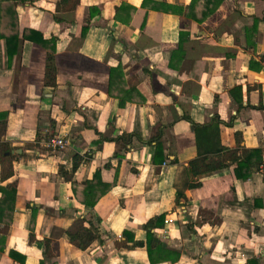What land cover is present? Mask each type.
Returning a JSON list of instances; mask_svg holds the SVG:
<instances>
[{
	"label": "crops",
	"instance_id": "obj_1",
	"mask_svg": "<svg viewBox=\"0 0 264 264\" xmlns=\"http://www.w3.org/2000/svg\"><path fill=\"white\" fill-rule=\"evenodd\" d=\"M58 1L16 6L20 33L55 39V87L43 47L20 36L9 63L0 39L1 139L17 155L0 179L16 183L0 264H264V0H222L206 17L217 0ZM50 134L67 145L47 148ZM245 149L260 150L257 170L255 153L226 159L189 187L191 160ZM61 167L109 188L86 207ZM76 217L99 232L85 249L66 233Z\"/></svg>",
	"mask_w": 264,
	"mask_h": 264
},
{
	"label": "trees",
	"instance_id": "obj_2",
	"mask_svg": "<svg viewBox=\"0 0 264 264\" xmlns=\"http://www.w3.org/2000/svg\"><path fill=\"white\" fill-rule=\"evenodd\" d=\"M36 0H0V39H5L7 45V54L9 63L12 61L18 45L21 39H28L43 47L46 50L45 57V69H44V85L45 86H56V63H55V39L46 38L42 33L25 28L20 33L19 24H18V14L16 6L18 3H29L32 4ZM79 0H59L56 3V11H65L72 10L76 7ZM197 0H193L192 6L194 7ZM222 0H217L213 7L208 10L203 17L208 16L212 13ZM190 6V7H192ZM116 69H113L115 71ZM7 121V113H0V179L2 181L7 180L14 175V161L17 158L16 154H13V149L9 145L7 140H2V132ZM134 134L133 133H122L118 138L124 139L126 142H129ZM160 134H157L151 141L156 142V152L154 155L155 162H161L163 160L161 142L159 141ZM226 150V149H225ZM231 152V151H228ZM252 153H255L256 158L252 162V171L257 170L259 165L262 164V159L258 154L260 150H243L241 156L234 154L223 156V158H209L206 155L198 156L195 159L191 160L188 167V173L192 179H190L189 187L196 186L199 184V177L209 174L226 167V159H236L241 160L243 163H249L248 156ZM84 160L83 157L75 155L72 163V170L74 172L78 165ZM242 163V164H243ZM60 173L66 177V179L71 180L73 189L82 188V197L78 194L76 198L80 203L86 207H92L98 198L104 194L109 187L106 184L100 181L99 171L96 172L91 180L86 181H75L72 179L71 175L67 174L63 167L60 168ZM197 179H193V178ZM100 186L102 187L100 189ZM96 191H98L96 193ZM96 193V194H95ZM0 224H3V227L0 228V233H6L7 229L11 223L12 212L14 210V201L16 195V183L9 182L5 186H0ZM181 194L178 193V197ZM163 214L152 217L148 219L145 223V227L152 228L155 224L163 221ZM66 233L69 237V241L74 246L85 249L87 248L95 239L99 237V232L96 226H94L90 221H87L83 217H76L72 222L70 227L66 230ZM151 235V234H150ZM149 244H151V236L148 237ZM153 241L158 242V239L153 237ZM141 242H135V244H141Z\"/></svg>",
	"mask_w": 264,
	"mask_h": 264
},
{
	"label": "built area",
	"instance_id": "obj_3",
	"mask_svg": "<svg viewBox=\"0 0 264 264\" xmlns=\"http://www.w3.org/2000/svg\"><path fill=\"white\" fill-rule=\"evenodd\" d=\"M68 143V139L64 136L58 135V134H50L44 139V145L47 148L52 149H63ZM168 221H172V219H169Z\"/></svg>",
	"mask_w": 264,
	"mask_h": 264
}]
</instances>
